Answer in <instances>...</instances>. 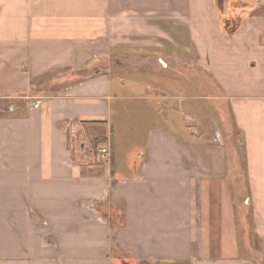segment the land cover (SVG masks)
<instances>
[{"label":"crops","instance_id":"crops-1","mask_svg":"<svg viewBox=\"0 0 264 264\" xmlns=\"http://www.w3.org/2000/svg\"><path fill=\"white\" fill-rule=\"evenodd\" d=\"M206 71L244 136L239 173L220 143L174 112L165 78L200 83ZM7 99L0 264L264 261V0H0ZM127 99L146 138L123 156L112 103ZM174 123L191 135L175 136ZM224 221L233 238L250 229L244 254L213 253Z\"/></svg>","mask_w":264,"mask_h":264},{"label":"rangeland","instance_id":"rangeland-1","mask_svg":"<svg viewBox=\"0 0 264 264\" xmlns=\"http://www.w3.org/2000/svg\"><path fill=\"white\" fill-rule=\"evenodd\" d=\"M127 76L131 78H137L138 74L136 72L129 71ZM145 77L150 79V75L148 73L145 75ZM48 79H50V77H48ZM152 79L154 78L152 77ZM165 79H168V84L173 85V98H171L173 99L172 104L177 107L174 112L180 114L181 124L184 127L188 124H195L196 129L201 128L202 130L199 131L200 133H204L206 140L210 141L211 143H220L226 157H234V165L236 166L237 172L239 173L242 171L243 161L241 159L244 156L245 151L244 136L241 133L242 131H240L237 127H235V129L239 130L241 134H237L235 132L234 118L230 117V112L228 109L229 104L227 103L229 102L219 98L221 95L220 90L210 74L206 71L205 79L203 78L200 83H197L193 79L186 76H168ZM126 88V92H129L130 87L127 86ZM182 95L188 98H181L180 96ZM11 105H13V100H0V115L10 112ZM137 108L138 102L134 99H127L124 102V106H122V108L118 105L117 100L112 103L113 116L111 122L115 127L112 134L114 148L118 152H121L123 156L124 151L126 156L132 154L133 152L130 151L134 150L135 144L138 142L141 144V142L145 141L146 138V127L142 126H144L147 122L145 120H139V118L136 116L135 111ZM119 109H122V112H119ZM116 117L124 120L120 122V124H115ZM172 130L174 135L181 139L191 135L189 132L177 127L176 123H174ZM241 190L244 189L241 188L240 183L239 185H234V191H236L234 196L237 198L238 204L244 207V204L247 201V195H244ZM227 195L229 197V201L226 199V197H224L223 206L225 209L228 208L232 210L231 196L229 194ZM217 203L218 201H215L213 204ZM224 225L226 226L224 227L225 235L222 239L217 238L215 240L213 253L223 255L244 254V252L241 250L243 249L242 247L245 243L244 241H253V237L250 236V229L247 230L248 234H239L237 231V235L233 238L232 227L235 224L232 222L231 224H227L226 221H224ZM233 243L238 244V249L234 247ZM259 264H264V261H261Z\"/></svg>","mask_w":264,"mask_h":264},{"label":"built area","instance_id":"built-area-1","mask_svg":"<svg viewBox=\"0 0 264 264\" xmlns=\"http://www.w3.org/2000/svg\"><path fill=\"white\" fill-rule=\"evenodd\" d=\"M99 151H100V153L103 154V155L108 153V151H107L106 148H101Z\"/></svg>","mask_w":264,"mask_h":264}]
</instances>
